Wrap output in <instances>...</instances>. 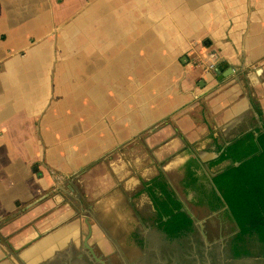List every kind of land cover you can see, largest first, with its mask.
Instances as JSON below:
<instances>
[{
  "label": "crops",
  "instance_id": "obj_1",
  "mask_svg": "<svg viewBox=\"0 0 264 264\" xmlns=\"http://www.w3.org/2000/svg\"><path fill=\"white\" fill-rule=\"evenodd\" d=\"M15 35L31 39L22 47L1 46ZM208 46L235 67L233 76L218 81L204 51ZM33 47L26 67L38 71H27L36 76H23L31 85L21 91L10 62ZM201 50L203 57L194 61ZM263 56L264 0H0V87L19 98L8 104L16 121L0 118V264L53 260L55 248L57 264L69 257L62 254L65 248L74 254L70 264H89L82 245L87 220L90 243L102 244L105 254L108 236L116 235L107 229L109 221L131 227L137 217L142 241L152 244L148 232L160 234L138 212L155 213L143 182L161 175L188 208L216 213L184 197L178 168L190 148L210 159L206 152L250 127L253 118L257 126L264 123V99L253 100L254 92L235 93L229 107L221 95L230 81L240 80L233 89H242L240 70ZM49 81L55 84L47 96ZM52 98L55 107L47 110ZM4 100L0 89V112ZM224 112L226 124L219 119ZM40 114L43 122L35 127L31 121ZM51 158L65 174L51 168ZM24 206L32 207L19 214ZM53 229L57 236L43 238L33 253L32 242Z\"/></svg>",
  "mask_w": 264,
  "mask_h": 264
},
{
  "label": "trees",
  "instance_id": "obj_2",
  "mask_svg": "<svg viewBox=\"0 0 264 264\" xmlns=\"http://www.w3.org/2000/svg\"><path fill=\"white\" fill-rule=\"evenodd\" d=\"M190 150L177 172L183 194L191 204L212 212L227 207L237 226L223 241L228 261L254 259L264 264V123L257 126L251 120L250 127L216 144L214 151L218 156L206 163ZM206 166L217 174L211 176ZM144 184L155 213L146 217L139 211L138 216L160 234L163 243H176L182 252L187 251L185 242L195 239L199 227L177 190L162 175ZM40 198L39 202L44 201L45 195ZM31 207H22L19 214ZM130 238L141 241L143 236L134 230Z\"/></svg>",
  "mask_w": 264,
  "mask_h": 264
},
{
  "label": "rangeland",
  "instance_id": "obj_3",
  "mask_svg": "<svg viewBox=\"0 0 264 264\" xmlns=\"http://www.w3.org/2000/svg\"><path fill=\"white\" fill-rule=\"evenodd\" d=\"M70 25L71 24L69 22L66 24L67 27ZM32 35L38 36L39 34L35 32ZM10 39H11L10 42L4 41V40L1 41L2 43L1 46L3 48L12 47L15 45L22 47L26 45L28 43V40H30L31 38H28L27 36L17 37L15 35L11 37ZM205 40H202L201 44L206 45L205 43L207 42ZM44 42L45 40L42 39L39 41V44L44 43ZM209 46L214 47L212 43H210ZM53 47H54V44L51 45L50 49H53ZM36 50H37L36 47L30 48V49H23L20 51L19 56L10 62L12 64L11 69L14 74V86L19 88L21 91H26V92L29 91V86L31 85L30 82H24L22 77L25 75L36 76V72L30 71L29 73H27V71L28 70L38 71L33 66V64H30L28 67H26V64L28 63V61H31V57L35 55ZM56 50H58L56 52V55H58L59 48L57 45H56ZM203 53H204L203 50H201L200 52L195 51L192 56L194 61H196L195 58L196 59L202 58ZM183 54L184 52L181 53V56H180L181 59L182 57L187 58V56L186 55L183 56ZM219 56H220V59L218 61V64H222L223 62L228 63V61L225 60L224 57H221V55ZM239 57L240 59L246 58V57H243L242 55H240ZM240 59H239V62H240V69H241L242 62ZM263 59H264V56L259 58L257 61L261 62ZM175 63H177V60ZM254 64L257 65L256 62ZM252 65L246 66V64H244L243 68L239 72L241 73L242 78H243L242 82L244 80V85L242 86L243 87L242 89H239V88L233 89V86H237L240 84L238 83V81L240 80H234V81H230L226 83L224 88L221 90L223 91L221 94L222 97L226 99L225 101L227 102V107L230 106L229 97L232 95H235V93L237 94V93L243 92L244 94L245 93L247 94L248 91L250 93L255 91L251 84L245 82L246 80L249 81L248 74L252 70V69L250 70ZM232 67L235 69L234 66ZM1 75H3V72H0V76ZM40 75L46 76V74L43 72H41ZM54 84H55L54 81H53V84L50 81L48 82L47 84V94L48 95L47 96L51 94L53 95V85ZM32 85L35 88L38 87L37 83H34ZM0 89L3 93V98H6L8 100L7 102L5 100L3 101L4 108L0 112V118L6 119L5 124L14 122L16 121V119H14L13 115L11 114L12 108L8 107V104L9 106H11L12 101L16 102L19 98L16 97V92H12V90L8 88L7 86H1ZM253 100L257 101L258 96L255 95V97H253ZM253 100L252 102L254 104ZM55 103H56V99L52 98L51 107H49L47 110L55 107ZM101 103H102L101 99L94 100L95 106H101ZM204 109L206 110V113L208 114L209 109L207 105L205 106ZM224 115H226V112H224L222 117L219 119H222V123L226 124V122H224L225 120ZM43 117L44 115L42 114L33 116V121H31V124L37 127L40 122H43ZM253 121L256 122V118H253ZM45 153H46V150H45ZM49 163H50L49 165L54 171H57L59 174H65V172L61 171L54 165V163L52 162V158H51V162L49 161ZM35 169L38 170L39 167H36ZM192 212L199 218V222H198L199 230L194 240L185 242L187 251L182 252L181 248L176 243L174 244L163 243L154 231L150 233L148 232L147 237H149L150 239H154L156 241H154L152 244L151 243L146 244V240H144L145 242L143 241V245L141 246V248H135L130 243L129 236L133 230H140L143 227L142 223L139 226V220L137 219V217H136V222H135L136 226H131V227H128V226L118 227V226H113L114 224L112 223V221L106 222L107 229L110 231L114 230L116 232L115 236L114 235L108 236L111 242L110 244L115 250L120 249L122 253L125 252V254L133 262V264H261L258 260H254V259H243V260L232 261V262L228 261L227 254H226V247H224L223 241L225 238H227L229 234H231L233 231L237 229L228 211L222 210L220 212L211 213L206 209H203V210L192 209ZM118 231H120L121 236H117V233H119ZM141 234L143 236V232ZM143 238L145 239V236H143ZM150 245H151V249L145 250V248H147ZM112 247H110V251L111 249H113ZM142 247H143V250H142ZM143 254L151 255L154 260L150 259L151 260V263H150V260H147V256H146V258L143 261H141L143 259ZM0 255H2L1 252H0ZM182 255L186 257L185 261H181ZM137 258H140V259L138 260Z\"/></svg>",
  "mask_w": 264,
  "mask_h": 264
},
{
  "label": "water",
  "instance_id": "obj_4",
  "mask_svg": "<svg viewBox=\"0 0 264 264\" xmlns=\"http://www.w3.org/2000/svg\"><path fill=\"white\" fill-rule=\"evenodd\" d=\"M185 58L186 57L182 58V60L185 61ZM256 63H257V65L256 64L252 65L253 68H252L251 72H249L248 77H249L250 84L253 86V88L255 90L254 91L255 95L258 96V99L262 100V99H264V60H262L261 62L257 61ZM215 72L217 74L218 81H224V80L228 79L229 77L233 76L236 73L235 69L232 66H230L229 63H227V62L219 64L217 66V68L215 69ZM199 84H200V86H205V81L201 80ZM206 153H207V155L212 156V158L207 159V158L202 157V156L199 155V158L204 163H206V162H208V161H210V160H212V159H214V158H216L218 156V154L215 153V152H212V153L206 152ZM206 170L211 176L217 174V173L210 172V169H209L208 166H206ZM162 176L167 177L169 179V181L171 182V180H170V178L168 176H166V175H162ZM143 185L145 186L144 182H143ZM177 193L179 194L178 190H177ZM180 197H181V195H180ZM185 198H184V201H187L186 200L187 198L186 199ZM181 200H182V197H181ZM184 206H185V208H187L191 212L192 217L194 218L196 224L198 225L199 218L192 212L193 207L189 206L190 208H188L187 205H184ZM225 208H227V207H225ZM87 224H88V231H87L88 233L84 235L85 237H84V240L82 242V245L84 246L83 249L84 250L88 249V251L91 253V257H93L94 259H96L97 261H99L102 264H106V260L103 258V256L102 255H98L96 253V251H95L94 245L92 244V242L90 243L91 237L93 235V227H92V224L88 220H87ZM57 233L58 232H53L49 236H51V238H55L57 236ZM48 234H49V232L45 233V235H48ZM40 236H38V238L32 242V244L34 245L33 253H34L35 250H37L38 246L40 245V241L42 240V239L40 240ZM108 244L111 245L110 243H108ZM28 246H27V248H29ZM101 249H104V246L102 244H101ZM12 251L14 252L13 253L14 256L19 258L17 260H21L22 259V258H20L18 256L19 254L16 252V250H12ZM61 251H62V254L66 253V252H69V257L62 256V258H63L64 264H66V263L70 264V262H71L70 257L72 255H74V254H72L68 250V248L61 249ZM29 252H30V250H29ZM55 252H56V256L53 258V260L47 259L46 258L47 256H44L45 260L41 259V257H38V259L35 260L34 264H57V261H58L57 259L59 258L58 256H60V254H59V251H56V248H55ZM28 254H30V253H28ZM79 256L81 258H83L84 255L82 253H79ZM64 257L66 259H64ZM62 258H61V260H62ZM63 261L61 262V264L63 263ZM24 264H30V263H29V261H27ZM79 264H82V262L80 261Z\"/></svg>",
  "mask_w": 264,
  "mask_h": 264
},
{
  "label": "flooded vegetation",
  "instance_id": "obj_5",
  "mask_svg": "<svg viewBox=\"0 0 264 264\" xmlns=\"http://www.w3.org/2000/svg\"><path fill=\"white\" fill-rule=\"evenodd\" d=\"M53 232H56V230L53 229L51 232H49L48 235L41 234L40 240L43 239V238H45V237H47V236H49ZM130 243L135 248H141V246L143 245V241L142 240L141 241H136V240H133L132 238H130ZM94 247H95L96 253L98 255H102L103 258L106 260V264H133V262L125 254V252L122 253V251L120 249L119 250L111 249L110 253L105 254L104 253V249H101V244H97ZM86 250H85V252L89 255V257H91V253L88 251V249H86ZM142 250H143V247H142ZM146 256H147V260H150V259L154 260L151 255L143 254V259L141 261H143L146 258ZM137 259L139 260L140 258H137ZM181 259H182V261H184L183 260V256L181 257ZM141 261H139V262H141ZM154 262H156V261H154ZM150 263H151V260H150ZM89 264H102V263H100L99 261H97L96 259H94L93 257H91Z\"/></svg>",
  "mask_w": 264,
  "mask_h": 264
},
{
  "label": "built area",
  "instance_id": "obj_6",
  "mask_svg": "<svg viewBox=\"0 0 264 264\" xmlns=\"http://www.w3.org/2000/svg\"><path fill=\"white\" fill-rule=\"evenodd\" d=\"M204 51H205V54L208 56V58L211 60V63L208 64L209 67L212 69H214V68L216 69L217 66L219 65L218 64V61L220 58L219 54L217 52L213 51V49L208 48V47L204 48ZM58 179H60V177H58Z\"/></svg>",
  "mask_w": 264,
  "mask_h": 264
}]
</instances>
